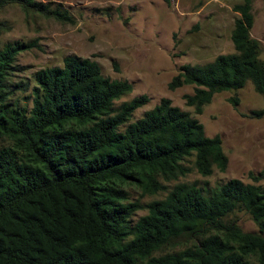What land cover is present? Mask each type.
<instances>
[{"label": "trees", "instance_id": "16d2710c", "mask_svg": "<svg viewBox=\"0 0 264 264\" xmlns=\"http://www.w3.org/2000/svg\"><path fill=\"white\" fill-rule=\"evenodd\" d=\"M252 1L232 5L233 52L182 64L168 81L169 89L193 85L183 100L194 114L215 93L246 81L264 96V60L249 35ZM7 5L73 22L65 9L37 0H0V10ZM31 47L19 40L0 47V141H6L0 144V264H264V184L237 178L214 187L176 182L166 190L163 184L192 169L201 176L224 171L217 135L206 136L195 117L167 98L128 122L147 96L113 108L131 84L103 76L96 61L74 54L34 71L31 106H19L9 99L7 79L17 70V54ZM228 100L237 104L236 97ZM249 114L259 117L264 108ZM129 185L141 195L166 192L132 221L141 206L128 201ZM234 211L247 213L257 231L226 219Z\"/></svg>", "mask_w": 264, "mask_h": 264}, {"label": "rangeland", "instance_id": "374dc122", "mask_svg": "<svg viewBox=\"0 0 264 264\" xmlns=\"http://www.w3.org/2000/svg\"><path fill=\"white\" fill-rule=\"evenodd\" d=\"M37 1L51 8L65 9L73 22L24 13L16 5L0 10V22L5 27L0 32V47L15 40L32 45L17 54V70L8 76V88L12 91L10 101L30 108L34 71L60 66L62 57L68 54L89 57L98 63L103 76L131 84L128 93L113 101V108L134 96H147V102L132 112L128 122L140 118L160 98H167L172 105L195 117L206 136L220 138L227 157L224 171L213 169L208 176H201L192 169L184 177L163 182L166 190L176 182L214 187L231 178L264 184V114L259 117L249 114L251 110L264 108V96L256 93L246 81L237 90L215 93L210 102L203 105L201 113L194 114L183 100L184 94L192 92L193 85L173 89L167 86L180 65L202 64L217 54L234 51L229 33L237 12L232 10V5L240 0H169L168 4L163 0ZM251 13L249 35L259 42V57L264 60V1L253 0ZM231 97L237 98V104L229 102ZM259 173V180L250 178L249 174L257 176ZM125 190L128 201L141 206L132 214V221L145 214L147 202L162 198L166 192L141 195L134 185ZM226 219L235 220L245 232L257 231L244 211H234Z\"/></svg>", "mask_w": 264, "mask_h": 264}]
</instances>
